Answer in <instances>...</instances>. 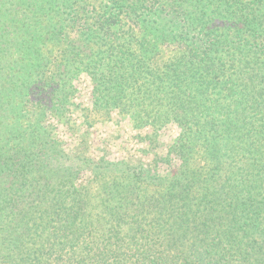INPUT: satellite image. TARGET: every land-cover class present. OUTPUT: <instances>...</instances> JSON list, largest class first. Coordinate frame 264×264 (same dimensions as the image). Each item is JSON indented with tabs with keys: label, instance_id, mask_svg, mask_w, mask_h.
<instances>
[{
	"label": "trees",
	"instance_id": "obj_1",
	"mask_svg": "<svg viewBox=\"0 0 264 264\" xmlns=\"http://www.w3.org/2000/svg\"><path fill=\"white\" fill-rule=\"evenodd\" d=\"M82 74L166 156L63 149ZM0 264H264V0H0Z\"/></svg>",
	"mask_w": 264,
	"mask_h": 264
},
{
	"label": "rangeland",
	"instance_id": "obj_2",
	"mask_svg": "<svg viewBox=\"0 0 264 264\" xmlns=\"http://www.w3.org/2000/svg\"><path fill=\"white\" fill-rule=\"evenodd\" d=\"M76 50L88 54V48L78 42L75 33ZM165 55L172 53V47L164 48ZM74 97L71 101V112L49 118L48 124L54 127V137L59 140L63 149L68 152H78L85 158L98 161L101 158L115 162L119 160H132L141 164L154 165L158 156L164 157L172 141L178 135V128L174 123L167 124L160 132L157 145L154 147L144 138L149 129L135 130L124 116L117 112L109 116L96 112L89 114L91 108L92 84L86 74L73 82ZM178 162H173L174 167ZM159 171L168 174L171 166L158 162Z\"/></svg>",
	"mask_w": 264,
	"mask_h": 264
}]
</instances>
